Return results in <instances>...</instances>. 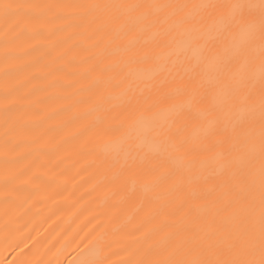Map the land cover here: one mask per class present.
<instances>
[{"label": "snow or ice", "instance_id": "obj_1", "mask_svg": "<svg viewBox=\"0 0 264 264\" xmlns=\"http://www.w3.org/2000/svg\"><path fill=\"white\" fill-rule=\"evenodd\" d=\"M0 13L6 39L20 23L32 25L38 35L50 31L51 25L55 31L75 29L84 38L74 47L88 53L85 78L91 80L90 95L78 103L91 106L85 116L103 115L87 123L81 135L89 154H100V167L114 186L122 187L131 175L150 179L155 188L168 184L156 197L159 201L200 180L207 184L214 178L204 173L212 165L226 173L225 179L206 189L205 197L218 188L226 191L223 198L203 205L207 209L203 217L184 223L199 206L179 196L159 204L153 218L163 220L137 237L143 238L145 247L129 253L120 264H264V0L55 4L0 0ZM146 33L153 38L145 39ZM87 41L91 43L84 47ZM137 82L145 85L139 95L132 88ZM110 90L128 96L115 114L108 107L113 99ZM9 96L6 88V101ZM165 104L173 119L161 124L157 117ZM189 127L192 135L185 134ZM8 136L6 130V164ZM144 142L160 144L164 152L153 158L136 155ZM14 179L5 177V205L22 191L10 187ZM192 195L196 196L194 190ZM158 233H163L161 239L151 242ZM95 239L93 234L82 248L77 245L87 252L69 264H113L107 255L98 261L86 258ZM39 264L51 262L42 259Z\"/></svg>", "mask_w": 264, "mask_h": 264}, {"label": "bare ground", "instance_id": "obj_2", "mask_svg": "<svg viewBox=\"0 0 264 264\" xmlns=\"http://www.w3.org/2000/svg\"><path fill=\"white\" fill-rule=\"evenodd\" d=\"M18 4L55 3H136L178 2L207 3L209 0H10ZM236 2V0H234ZM258 2V0H255ZM50 31L36 34L32 25L20 23L16 32L5 33V20L0 13V264H39L46 259L51 264H69L84 258L83 247L93 234L95 248L87 255L90 261L102 260L106 255L113 264H120L128 254H135L145 247L141 233L157 228L163 217L153 218V212L164 200L179 196L194 205L191 216L207 215L203 207L208 200L223 198L225 189L218 188L205 197L206 189L226 178L218 165L205 170L213 177L206 184L198 181L182 192H171L157 201L166 190L164 184L155 188L150 179L131 175L121 187L111 183V176L100 167L101 156L89 154L85 137L81 135L87 123L102 116L91 107L78 103L86 99L91 80L85 78L88 55L84 48L74 45L84 38L77 30ZM29 33V34H26ZM74 37V38H73ZM145 39L151 40L152 33ZM91 42H85L87 47ZM115 58V57H113ZM8 73L6 76L5 73ZM167 74L166 72L164 73ZM143 82L132 85L139 95ZM10 96L5 100V89ZM113 99L108 107L120 112V105L128 96L119 90H110ZM130 95V93L128 94ZM7 103L8 110L5 111ZM157 121L170 123L173 119L168 105ZM7 121V125H6ZM6 130L8 139V163H5ZM186 135H192L189 127ZM115 155V150H109ZM164 152L162 145L152 142L139 144L136 155L149 158ZM124 158V153H119ZM211 155V154H210ZM15 177L10 187L22 191L14 193L7 205L4 200L5 177ZM196 196L192 195V191ZM119 192V195H114ZM27 201V203H25ZM8 215H5V209ZM103 225V228H101ZM139 229V231H137ZM163 233L151 238L160 240Z\"/></svg>", "mask_w": 264, "mask_h": 264}]
</instances>
